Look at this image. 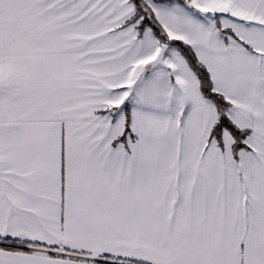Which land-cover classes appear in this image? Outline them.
<instances>
[{
    "label": "snow or ice",
    "instance_id": "1",
    "mask_svg": "<svg viewBox=\"0 0 264 264\" xmlns=\"http://www.w3.org/2000/svg\"><path fill=\"white\" fill-rule=\"evenodd\" d=\"M0 264H264V0H0Z\"/></svg>",
    "mask_w": 264,
    "mask_h": 264
}]
</instances>
